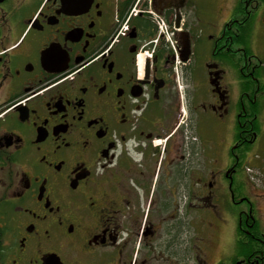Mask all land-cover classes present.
<instances>
[{"label": "flooded vegetation", "instance_id": "af4514ba", "mask_svg": "<svg viewBox=\"0 0 264 264\" xmlns=\"http://www.w3.org/2000/svg\"><path fill=\"white\" fill-rule=\"evenodd\" d=\"M261 161L264 0H0V264H264Z\"/></svg>", "mask_w": 264, "mask_h": 264}, {"label": "rangeland", "instance_id": "374dc122", "mask_svg": "<svg viewBox=\"0 0 264 264\" xmlns=\"http://www.w3.org/2000/svg\"><path fill=\"white\" fill-rule=\"evenodd\" d=\"M261 165H264V161H261ZM252 172L249 171V168L247 169L251 179L253 180L254 184H256V188H258L259 190H263L264 191V167L261 169L260 173H258V170L256 168H251ZM263 186V187H262ZM262 187V188H261ZM260 208H262V205L259 204ZM221 216H225L224 215V211H222ZM229 221H230V216L228 214H226V217ZM215 224L219 225V223L221 222V227L223 229H225V223L222 224V221L215 218L213 221ZM205 229H207L210 232V224L208 223L207 226L204 227ZM229 229L231 230V233L233 231V221H231L229 223ZM202 235V233H201ZM207 236V235H206ZM228 240H225V233L224 230H222L221 232L217 233L214 238H212V244L210 248H205L204 246H202L204 253V258L205 260L209 261L210 264H213L215 261H217L219 258H223L224 253L222 254V252L224 251V245H226ZM187 262V260H184V264Z\"/></svg>", "mask_w": 264, "mask_h": 264}]
</instances>
